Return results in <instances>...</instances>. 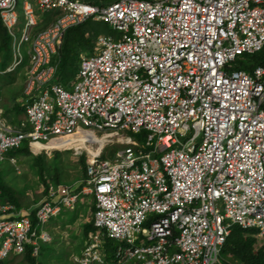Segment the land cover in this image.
Masks as SVG:
<instances>
[{"label":"built area","instance_id":"2783aa9c","mask_svg":"<svg viewBox=\"0 0 264 264\" xmlns=\"http://www.w3.org/2000/svg\"><path fill=\"white\" fill-rule=\"evenodd\" d=\"M18 7L0 0L13 55L0 77L29 56L25 119L13 123L0 107V162L24 144L34 155L70 151L61 146L81 134L94 148L95 137L106 144L79 186L53 183L25 212L0 200V264L28 248L39 257L53 242L52 223L88 194L94 231L72 264H218L234 226L264 237V65L240 67L264 51V0ZM47 14L55 20L38 30ZM89 21L119 35L97 37L68 91L57 82L60 50ZM143 132L145 142L130 135ZM107 245L114 260L102 253Z\"/></svg>","mask_w":264,"mask_h":264},{"label":"rangeland","instance_id":"374dc122","mask_svg":"<svg viewBox=\"0 0 264 264\" xmlns=\"http://www.w3.org/2000/svg\"><path fill=\"white\" fill-rule=\"evenodd\" d=\"M18 2V11L22 13L24 0H18ZM54 20L55 18L52 14L43 15L38 30H44ZM89 22L87 23L88 25L92 24V22L99 23L95 21ZM99 24H101V34L119 35L109 25L104 23ZM99 34L97 35L96 32L94 35H88L90 44L83 43L74 46V55L78 56L79 59L73 71H60L57 82L63 84L68 91L74 90L82 56H88L95 52L97 36ZM61 50L60 58L62 56ZM0 59L2 60V58ZM29 61L30 59L27 55L23 66L14 72L0 77V107L7 111L9 121L16 114V106H24V90L29 78ZM23 118H25V115ZM147 134V132L141 134L130 133L133 139L138 142H145ZM24 145L26 146V144ZM120 149H122L120 144L108 146L104 152V156L113 158ZM79 154L74 150L47 152L40 155H34L29 152V154H20L17 157L9 156L8 160L1 161L0 175L3 183L18 200L20 208L9 201L2 203L14 206L17 210L16 212H25L31 208H35L47 194H45L47 187L56 183L57 174H60V183H57V185L67 184L74 186L77 184L79 186L81 184L80 181L85 178L87 167L91 160L87 151L82 150ZM13 158L16 159V163L12 161ZM38 158L43 159V161H38ZM94 206V196L91 194L83 195L74 211L64 212L52 223L50 231L53 242L48 245L46 251H43L42 257H39L40 262L43 264H72L73 257L78 255L83 249L84 228L87 224H90L94 213ZM108 246L110 245L103 248L102 253L106 254L109 259L114 260L115 250ZM14 259L15 256H11L9 259L11 262H7V264H27L22 256L16 260ZM219 264H224V260L221 259Z\"/></svg>","mask_w":264,"mask_h":264},{"label":"trees","instance_id":"16d2710c","mask_svg":"<svg viewBox=\"0 0 264 264\" xmlns=\"http://www.w3.org/2000/svg\"><path fill=\"white\" fill-rule=\"evenodd\" d=\"M87 3L92 4H99L100 2L106 1L110 2L111 0H84ZM90 23V22H89ZM102 23V22H99ZM94 23L92 24H85L81 27L72 29L66 36L64 41V46L61 50V58H60V71L67 72V71H73L75 68L74 66L77 64L78 56L74 55V46L77 44H90V40L88 38V35L90 34H96L100 33L102 29L100 30L101 24ZM103 24V23H102ZM83 27V28H82ZM99 34V35H100ZM0 58L1 60V67L7 68L12 60V41L11 37L9 36L7 30L4 28L1 19H0ZM258 65H264V51L262 53L256 54L254 56L247 57L244 62L241 63L240 67L252 72L253 69ZM58 73V76H59ZM25 114V108L24 106H16V116L14 123H19L23 118ZM29 149L27 145L16 152H11L9 154L10 157H17L20 154H29ZM38 161H43V159L38 158ZM40 166V165H39ZM86 177V175H85ZM56 183H60V174H57ZM0 189L2 191V195L0 197V200L2 202H11L14 205H16L18 208H20V204L18 203V200L14 197L13 193L5 187L2 177L0 175ZM49 186L45 190V194L48 192ZM94 211L96 210V207H93ZM94 231V225L93 223L87 224L84 228L83 233V243H85V240L88 238L89 234ZM48 248V245H45L42 249V252L39 257H42L43 251ZM227 256V258H226ZM20 255L16 256L15 259L19 258ZM24 261L27 264H43L40 262L39 257H35L32 255V251L30 248H28L25 255L22 256ZM223 258L225 263L229 264L235 262H239L241 264H264V238L259 236V231L256 229L253 230H245L239 226H236L233 228V231L228 239V242L226 244ZM232 259V260H230ZM13 260V261H14ZM10 263L11 261L7 260L4 262V264Z\"/></svg>","mask_w":264,"mask_h":264},{"label":"bare ground","instance_id":"6f19581e","mask_svg":"<svg viewBox=\"0 0 264 264\" xmlns=\"http://www.w3.org/2000/svg\"><path fill=\"white\" fill-rule=\"evenodd\" d=\"M81 135L73 137L68 144H64V146L61 147H69L68 150H75L77 154H79L81 150H85L89 154L91 160H93L95 156L102 152L106 144V138L95 137V141L99 143V147L94 148L93 146L87 144L88 138Z\"/></svg>","mask_w":264,"mask_h":264},{"label":"clouds","instance_id":"9594fccd","mask_svg":"<svg viewBox=\"0 0 264 264\" xmlns=\"http://www.w3.org/2000/svg\"><path fill=\"white\" fill-rule=\"evenodd\" d=\"M98 37V36H97ZM96 207V206H95ZM91 223V222H90ZM234 227H236V226H234ZM233 227V228H234ZM253 229H256V228H253ZM253 229H248V230H253ZM246 230V229H245ZM256 230H258L259 231V236L260 237H262L261 235H260V229H256ZM233 231V230H232ZM232 233V232H231ZM231 235V234H230ZM230 237V236H229ZM262 238H264V237H262ZM229 239V238H228ZM227 242H228V240H227ZM227 244V243H226ZM225 247H226V245H225ZM225 247H224V249H223V251H222V253H221V256H220V258H219V263H220V261H221V259H223L224 260V258H223V253H224V250H225ZM23 256V255H22ZM218 263V264H219ZM224 264H227V263H225V261H224ZM228 264H229V262H228ZM230 264H233V263H230ZM235 264H241V263H239V262H235Z\"/></svg>","mask_w":264,"mask_h":264},{"label":"crops","instance_id":"0c3cea01","mask_svg":"<svg viewBox=\"0 0 264 264\" xmlns=\"http://www.w3.org/2000/svg\"><path fill=\"white\" fill-rule=\"evenodd\" d=\"M1 109L4 111V113H5V117L8 118L9 115H8L7 111H5L4 108H2V107H1ZM15 112H16V111H15ZM24 115H25V114H24ZM15 116H16V114H15ZM15 116H14V118H11V119H10V121H12L13 123H14V121H15V119H16ZM22 118H23V117H22ZM8 119H9V118H8ZM24 119H25V118H23L22 120H24ZM22 120H21V121H22Z\"/></svg>","mask_w":264,"mask_h":264}]
</instances>
